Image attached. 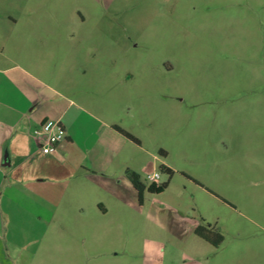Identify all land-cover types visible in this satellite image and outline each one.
<instances>
[{"label": "rangeland", "instance_id": "374dc122", "mask_svg": "<svg viewBox=\"0 0 264 264\" xmlns=\"http://www.w3.org/2000/svg\"><path fill=\"white\" fill-rule=\"evenodd\" d=\"M29 14L42 38L55 31L53 46L98 50L109 78L130 86L121 117L141 146L123 155L147 187L155 173L170 183L136 193L113 230L83 227L79 212L59 213L65 228L14 211L3 219L7 264H264V0H0L1 17ZM32 24L6 28V49L33 47L18 43ZM199 225L218 229L221 246Z\"/></svg>", "mask_w": 264, "mask_h": 264}, {"label": "crops", "instance_id": "0c3cea01", "mask_svg": "<svg viewBox=\"0 0 264 264\" xmlns=\"http://www.w3.org/2000/svg\"><path fill=\"white\" fill-rule=\"evenodd\" d=\"M38 19L30 14L23 22L0 16V264L8 262L2 232L8 226L3 219L10 213L27 211L37 220L66 228L59 213L79 212L83 227L113 230L131 218L138 194L130 180L125 193L121 191L116 168L126 175L128 169L138 173L123 155L133 142L115 128L132 132L121 117L126 107L129 111L134 106L130 86L109 78L115 72L98 62V50L92 54L57 48L50 42L56 37L52 30L42 38L35 25ZM28 22L33 24L18 43L29 37L33 47L6 49L11 35L5 29ZM115 94L121 102L108 103L106 97ZM50 122L62 124L66 139L45 154V140L35 131ZM89 214L94 222L84 223Z\"/></svg>", "mask_w": 264, "mask_h": 264}, {"label": "trees", "instance_id": "16d2710c", "mask_svg": "<svg viewBox=\"0 0 264 264\" xmlns=\"http://www.w3.org/2000/svg\"><path fill=\"white\" fill-rule=\"evenodd\" d=\"M118 131H120L123 135H125L129 140L133 141L134 143H139L138 138H136L133 134L121 129L120 127H115ZM161 169L170 175V178L174 174V170L166 165H162ZM128 178L130 179L131 183L135 187V189L138 192L139 198L141 201L143 200L145 192L148 190L151 193L154 194H160L163 193L169 186L170 180L168 182L162 183V184H151L149 187L146 186V184L142 181V178L139 173L136 171H133L131 169L127 170ZM195 234L203 239L204 241L208 242L214 247H219L224 242V236L219 232L218 229L211 227V226H204L199 225L196 230Z\"/></svg>", "mask_w": 264, "mask_h": 264}, {"label": "built area", "instance_id": "2783aa9c", "mask_svg": "<svg viewBox=\"0 0 264 264\" xmlns=\"http://www.w3.org/2000/svg\"><path fill=\"white\" fill-rule=\"evenodd\" d=\"M35 133L38 137H40V139L45 140L44 144L42 145V151L45 154L52 153L56 147L66 139V131L60 122L47 123L41 128L37 129ZM159 180V173H155L150 177L152 184H159Z\"/></svg>", "mask_w": 264, "mask_h": 264}]
</instances>
